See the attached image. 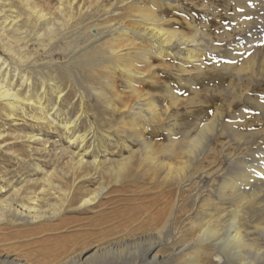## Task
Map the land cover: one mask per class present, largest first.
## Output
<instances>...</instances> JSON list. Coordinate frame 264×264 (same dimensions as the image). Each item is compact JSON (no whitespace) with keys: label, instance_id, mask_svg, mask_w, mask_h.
<instances>
[{"label":"bare ground","instance_id":"6f19581e","mask_svg":"<svg viewBox=\"0 0 264 264\" xmlns=\"http://www.w3.org/2000/svg\"><path fill=\"white\" fill-rule=\"evenodd\" d=\"M16 1L28 23L43 26L31 35L14 14L0 22V43L16 55L24 35L41 40L64 32L75 39L72 24L103 2L57 0L42 8ZM143 2L103 5L68 61L117 120L107 122L109 133L138 146L126 147L127 154L110 156L102 145L111 142L105 134L97 137L95 125L81 129L79 115L67 118V98L63 108L56 102L47 110L44 81L42 95L32 92L31 101L27 71L22 93L6 82L10 68L1 64L0 103L14 132L0 133V152L27 165L17 144L28 150L35 144L40 159L29 164L30 174L2 177L7 190L0 186V226L7 232L0 235V264H264V0ZM166 11L182 13V30ZM70 73L58 77L70 80ZM119 76L123 92L115 86ZM62 92L51 89L56 101ZM27 121L38 134L25 132ZM53 127L67 147L40 134Z\"/></svg>","mask_w":264,"mask_h":264},{"label":"rangeland","instance_id":"374dc122","mask_svg":"<svg viewBox=\"0 0 264 264\" xmlns=\"http://www.w3.org/2000/svg\"><path fill=\"white\" fill-rule=\"evenodd\" d=\"M3 1V0H0ZM33 2H36L39 4L40 7L44 8L46 6V4H49L50 6H54L57 3V0H32ZM46 1V2H45ZM93 3L96 2V0H91ZM10 2V5H9ZM109 2H114V0H103V2L100 1L101 7L98 9H95V17L94 15L92 16H85V18H81L79 19L80 21L74 22L72 24L73 26V30L74 33H79L81 34V36L79 38H77L79 36V34H77L73 39L70 38L69 39V35H64V32L59 33L57 36H52L50 37V39H41V40H37L35 38V36L29 37L24 35V40L21 41L20 43V48L21 51L16 55L8 46L5 47L3 43H0V57H1V62H0V66L1 68L3 67V69H5L7 67V70L10 68V74L7 78V83L12 85V87H15V89H19L18 86L21 83V77L24 75V73H26V75L28 76V78L30 79L31 85L32 87L30 88V92H29V96L31 101H35V99L33 98L34 96L32 95L36 93L37 95H42V90H41V83L42 81H44V88L46 91V95H45V99H43V105L44 107H47V110H51L54 109L56 102H57V107L56 108H63L66 102L61 103V101H63L64 99L67 98V106L69 107L70 110V114L67 116V118H71V120H74L73 118H75L74 116L79 115L80 116V120L77 122V125L79 128L81 129H85L89 127V124H93L95 125V129H96V135L99 138V136L103 135L106 139H108L111 144H107L105 143V141L103 142L102 148L105 149L106 151H108V153L111 155L113 154H118V153H125V151H127L126 147H132L134 150H136L138 148L137 145L133 144L132 142L129 141V139L123 138L124 136H116L114 134L109 133V123H107L108 121L111 122L112 124L117 123V120H115L113 117V115L106 113L105 111L102 109L101 105L98 103V101L96 100V97L94 96L93 92H91L92 90H89L91 87H89V85H87L84 82V76L83 73H79L77 72L72 64L68 65V61L70 60L69 58H71V51L73 49V47L77 48H81L83 46V43L86 41L85 39H87V33L88 31L90 32V28L92 26H94L97 22H95L97 20V18H99L100 16L103 15V9L102 6H108ZM144 2H146V0H144ZM143 2L142 6H145V3ZM7 3V4H6ZM17 3V4H15ZM54 4V5H53ZM4 5V6H3ZM13 6V7H11ZM0 22L4 21L5 19L11 18V17H17V26L21 27L22 30L21 31H27V34L29 33L28 31H31V35H33V32H36L39 34H41L42 31V27L41 24H36V23H32V21H30L29 23L27 22V17H25L26 12H24L23 8L21 7V5H19V3L16 0H5L4 3H0ZM4 7V8H3ZM11 7V8H10ZM18 7V9H17ZM6 9V10H5ZM11 9V10H9ZM21 9V11H20ZM9 10V11H8ZM23 10V11H22ZM15 11V12H14ZM20 13H19V12ZM6 15H5V14ZM170 13V14H169ZM9 14V15H7ZM15 16H14V15ZM17 14V15H16ZM23 14V15H22ZM166 17L170 20H173V23L175 24V26L178 28L177 30H182L181 25H182V19H183V15L182 13H171L169 12H165ZM13 15V16H12ZM202 15V14H201ZM199 16L200 14H197V18L199 20ZM94 17V18H93ZM186 17V16H185ZM209 19H208V24L210 26H212L213 24H215V21L212 20V16L209 14ZM105 18V17H103ZM103 18H100L103 19ZM177 19V20H176ZM206 20V19H205ZM91 21V22H90ZM177 21V22H176ZM20 23V24H19ZM91 23V24H90ZM94 23V24H93ZM77 24V25H76ZM225 24V23H224ZM33 25H35V28L32 27ZM80 25V26H79ZM91 25V26H89ZM39 26V27H38ZM88 26V27H87ZM26 27V28H25ZM203 27V26H202ZM27 29V30H26ZM86 30V32H85ZM80 31V32H79ZM85 32V33H84ZM61 34V35H60ZM84 34V35H83ZM86 35V36H85ZM66 36V37H65ZM54 38V39H52ZM60 38V39H59ZM85 38V39H84ZM26 39V40H25ZM34 39V40H33ZM68 39V40H67ZM67 40V41H66ZM73 40V41H72ZM30 41V42H29ZM55 41V42H54ZM64 41V42H61ZM74 43H72V42ZM29 42V43H27ZM66 42V44H65ZM70 42H71V46H70ZM68 43V44H67ZM23 44V45H22ZM25 44V45H24ZM27 44V46H26ZM80 45V46H79ZM66 46V47H65ZM70 46V47H69ZM6 48V49H5ZM55 48V49H54ZM74 48V50H76ZM26 49V50H25ZM57 49V50H56ZM71 49V50H70ZM39 50V51H38ZM50 50V51H49ZM69 50V51H68ZM22 52V53H21ZM50 52V53H49ZM70 52V53H69ZM12 53V54H11ZM10 54V55H9ZM14 57H13V56ZM49 55V56H48ZM12 56V57H11ZM19 57V59H18ZM21 57V59H20ZM34 58V59H33ZM6 59V60H5ZM32 59V60H31ZM51 59V60H50ZM64 59V60H63ZM17 60V61H16ZM54 60V61H53ZM11 61V63H10ZM20 61V62H18ZM22 61V62H21ZM24 61V62H23ZM30 61V62H29ZM66 61V62H65ZM3 62V63H2ZM6 62V64H5ZM8 62V63H7ZM14 64V65H13ZM24 64V65H23ZM40 64V65H39ZM52 64V65H51ZM56 64V65H55ZM58 64V66H57ZM11 65V66H10ZM67 67H66V66ZM72 65V66H71ZM20 66V67H19ZM29 66V67H28ZM44 66V68H43ZM47 66V68H46ZM57 66V67H56ZM61 66V67H60ZM13 67V68H12ZM30 67H32L30 69ZM35 67V68H34ZM50 67V68H49ZM20 68V69H19ZM25 68V69H24ZM27 68V70H26ZM57 68V69H56ZM16 69V71H15ZM24 69V70H23ZM55 69V70H54ZM60 69V70H58ZM65 70H69V72H71L70 74H74L72 75L70 80H60L58 75L63 72L62 71ZM74 69V70H71ZM22 70V71H21ZM52 70V71H51ZM18 71V72H17ZM30 71V72H29ZM57 71V72H56ZM74 71V73H73ZM15 72V73H14ZM41 72V73H40ZM59 72V73H58ZM68 72V71H66ZM46 75H45V74ZM16 74V75H15ZM15 75V76H14ZM30 75V76H29ZM14 76V77H13ZM43 76V77H42ZM60 76V75H59ZM161 76V74H160ZM158 76V77H160ZM76 77V78H75ZM78 77V78H77ZM15 78V79H12ZM56 78V79H55ZM73 79V80H72ZM77 79V80H76ZM14 80V81H13ZM50 80V82L48 81ZM13 81V82H12ZM47 81V82H46ZM70 81V82H69ZM75 81V82H74ZM79 81V82H78ZM117 81V82H116ZM115 81V86L118 87V90L120 91H124V83H123V79L122 76H119ZM20 82V83H19ZM39 82V83H38ZM67 82V83H66ZM74 82V83H72ZM78 82V83H77ZM49 83V84H47ZM51 83V84H50ZM57 87H59L60 91H63L62 95H64V98H61L60 100L56 101V96L53 95L51 93V89L53 87H55L53 84ZM69 83V84H68ZM72 83V84H71ZM119 83V84H118ZM66 84V85H65ZM71 84V85H70ZM123 84V85H122ZM76 87H75V86ZM68 86V88H66ZM145 86V85H144ZM101 90V86H97L95 85L93 88L96 90H99V88ZM123 87V88H122ZM66 88V89H65ZM77 88V89H76ZM122 88V89H121ZM23 89V88H22ZM19 89L20 92L22 93H26V88H24L23 90ZM66 90V91H65ZM80 90V91H78ZM39 91V92H38ZM39 93V94H38ZM52 94V95H51ZM67 94L69 96H67ZM83 94V95H82ZM28 95V94H27ZM35 95V94H34ZM78 95V97L76 98V96ZM81 95V96H80ZM85 95V96H84ZM199 95L201 98H205L208 95V92L206 89H202L199 92ZM22 96V95H21ZM54 96V97H53ZM23 97V96H22ZM75 97V98H74ZM82 97V98H81ZM84 97V98H83ZM72 100V101H71ZM82 100V107L81 110L79 112V102ZM55 102V103H54ZM54 103V104H53ZM87 103V104H86ZM53 104V105H52ZM65 105V106H66ZM87 105V106H86ZM90 105V106H89ZM0 107H1V103H0ZM90 107V108H89ZM99 107V108H98ZM71 108V109H70ZM30 109L27 110V112ZM94 111V112H93ZM87 113L89 118L85 119V114ZM3 115H2V114ZM9 113V111H6L3 107L0 108V133L2 132H7V133H12L14 132V128L10 127L13 126V124L8 125L6 123L9 122H5V115H7ZM50 113V112H49ZM52 113V112H51ZM78 113V114H77ZM29 115L31 113H28ZM73 114V115H72ZM82 114V115H81ZM104 115V116H103ZM109 115V118H108ZM16 120L21 119L22 117L20 115H15L14 116ZM73 117V118H72ZM83 117V118H82ZM95 117V118H94ZM102 118V119H101ZM98 119V120H97ZM4 120V121H3ZM90 120V121H89ZM111 120V121H110ZM85 121L87 123H85ZM99 121V122H98ZM17 122V121H16ZM101 122V123H100ZM4 123V124H3ZM21 124V122H18ZM99 123V124H97ZM86 124V125H85ZM6 125L7 128H4V126ZM4 130H3V128ZM105 127V128H104ZM25 132L27 133H32V134H38V130L34 129V127L31 125L30 122L27 121V123L25 124ZM165 128V127H164ZM9 129V130H8ZM45 132H41L40 134L45 137L48 138H53L56 141L58 140L59 143H61V145L63 147H67L65 144L67 141L65 139V136H62V131L60 129L56 130L54 127L49 129V130H43ZM47 131V132H46ZM54 131V132H53ZM98 131V132H97ZM51 132H53L51 134ZM56 133V134H55ZM107 133V134H106ZM164 131H160L159 129V139H158V144H162L164 143L165 140V136H164ZM46 134H50L52 136H45ZM54 136V137H53ZM92 135H90L88 137V142L90 144ZM109 137V138H108ZM2 138V137H1ZM60 138V139H58ZM62 138L64 140H62ZM121 138V139H120ZM148 138V137H146ZM91 140V141H90ZM119 140V142H118ZM2 141L0 140V143ZM121 143V144H120ZM124 143V144H123ZM22 143L17 144L18 145V153L20 155H22L21 157L26 159L25 162H27V165H32V163L35 162V160L39 161V156L33 153V150L35 152V149L39 146L37 145H31V148L28 150L27 146H25V144L21 145ZM87 144V145H89ZM106 144V145H105ZM85 146L84 148L88 147ZM121 145V146H120ZM127 145V146H126ZM134 145V146H133ZM105 146V147H104ZM108 146V147H107ZM118 146V147H117ZM114 147V148H113ZM136 147V148H135ZM23 148V149H22ZM124 148V149H123ZM75 149V146H74ZM111 149V150H110ZM118 149V150H117ZM32 150V151H31ZM117 150V151H116ZM22 151V152H21ZM121 151V152H120ZM98 152V151H97ZM117 152V153H116ZM23 153V154H22ZM32 154L34 156V158L31 157L30 154ZM25 154V155H24ZM127 154V153H125ZM29 155V156H28ZM113 155V156H116ZM31 157V158H30ZM33 159V160H32ZM33 161V162H32ZM18 163H16L15 161H12L10 159H8L5 155H3L0 152V186H4L5 188L4 190H7L6 185L4 184V182L2 181V177H6L8 175V173H10L8 175V177H10L12 174H15L16 176L19 174L24 173V171L28 172V174H30L31 172H29V170H31L33 167H31L30 165L27 166L26 164H21V166ZM23 166V167H22ZM4 168V169H3ZM2 170V171H1ZM6 170V171H5ZM19 176V175H18ZM13 180H15V177L13 178ZM4 194V193H3ZM2 194V195H3ZM111 199V198H110ZM113 200V199H112ZM43 227L48 226V223H40ZM50 226V225H49ZM6 228H4V226H0V235L5 232ZM7 232V231H6ZM5 232V233H6ZM4 233V234H5ZM3 234V235H4ZM1 235V236H3ZM23 235V234H22ZM0 236V237H1ZM54 242V243H53ZM49 243V244H48ZM56 241H52L51 242H47L44 244V248H42L44 251H50L54 246H55ZM46 246V247H45Z\"/></svg>","mask_w":264,"mask_h":264}]
</instances>
